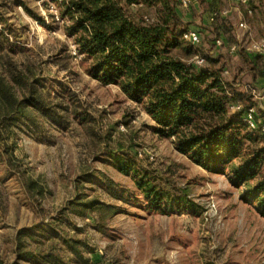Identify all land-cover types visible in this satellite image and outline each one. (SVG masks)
<instances>
[{
    "label": "rangeland",
    "instance_id": "374dc122",
    "mask_svg": "<svg viewBox=\"0 0 264 264\" xmlns=\"http://www.w3.org/2000/svg\"><path fill=\"white\" fill-rule=\"evenodd\" d=\"M262 1L257 0L253 38L264 35ZM208 2L201 3V11L194 5L179 7L186 22L206 31L198 49L230 64L227 76L236 78L237 88L246 90L249 84L256 92L262 90L264 75L257 71L254 83L250 73L239 71L246 62L229 54L228 46L214 44L218 25L206 20L207 11L229 8L227 25L235 30L243 5L238 0ZM53 4L62 9L52 0L45 6L37 0H0V72L18 89L8 59L23 71L31 64L35 73L30 79L38 80L43 98L56 108L51 114L30 110L32 121L0 133V264H34L18 259L17 234L39 231L48 245L52 229L40 230L51 220L61 235L88 242L95 250L84 253L91 264H264V209L232 184L227 174L231 167L217 172L198 164L178 150L173 138L157 131V121L142 103L117 84L92 77L84 56L69 53L76 46L67 29L72 21L55 19ZM133 11L157 16V9L145 4L134 5ZM242 31L243 40L247 34ZM257 137L264 154V136L257 131ZM28 177L46 186L44 195L33 197L27 191ZM109 180L124 198L110 194ZM149 185L162 191L160 208L145 195ZM79 194L83 201L97 198L119 212L103 225L97 209L69 207ZM60 244L61 259L48 264H83Z\"/></svg>",
    "mask_w": 264,
    "mask_h": 264
},
{
    "label": "trees",
    "instance_id": "16d2710c",
    "mask_svg": "<svg viewBox=\"0 0 264 264\" xmlns=\"http://www.w3.org/2000/svg\"><path fill=\"white\" fill-rule=\"evenodd\" d=\"M52 1L61 3V17L72 21L67 28L68 34L74 37L78 53L84 56L87 72L92 77L104 84H117L130 99L142 103L157 121V131L173 138L178 150L198 164L217 172L231 167L227 174L232 184L245 189L244 195L258 201L264 209V154L257 148V130H249L242 114L233 113L229 108L234 102L245 106L257 103L250 92L235 86V77L227 76L231 75L230 64L221 62L220 56L200 51L199 44L194 45L182 37L189 23L182 19L177 0ZM217 1L208 3L215 5ZM141 4L155 7L157 16L149 18L133 11L134 5ZM227 17L210 20L211 24L218 25L217 32L223 40L219 47L228 46L227 51L232 54L229 46L236 45L232 56L246 62L245 68L242 66L238 70H246L255 79L257 71L258 75H264L261 65L264 55L250 52L246 37L241 42L237 39L235 30L227 25ZM2 44L0 42V46ZM199 54L204 57V64L195 61ZM8 60L11 79L17 82L18 89L0 72L1 134L13 132V127L22 121H32L30 110L50 114L56 110L43 98L35 83L38 80L30 79L35 73L34 67L28 64L23 71L10 58ZM225 70L228 73L224 74ZM236 159L242 163L237 165L234 163ZM24 184L33 197L42 196L46 191V186L32 177L26 178ZM116 186L109 180L110 194L124 198ZM145 195L152 197V205L160 208L162 191L149 185L145 188ZM82 198L77 195L69 207L73 210L77 207L97 209L101 212L99 218L103 225L105 220L119 212L114 205L97 198L85 201ZM65 210L69 211L68 208ZM50 228L48 245L43 241V233L20 230L16 237L18 259H27L34 264L61 259L63 248L60 243L63 241L74 257L83 264H91V257L84 256V253L95 250L86 240L61 235L56 232V222L52 220L42 225L40 231Z\"/></svg>",
    "mask_w": 264,
    "mask_h": 264
},
{
    "label": "built area",
    "instance_id": "2783aa9c",
    "mask_svg": "<svg viewBox=\"0 0 264 264\" xmlns=\"http://www.w3.org/2000/svg\"><path fill=\"white\" fill-rule=\"evenodd\" d=\"M177 1H178V5L183 8L193 5V3L195 2V0H177ZM238 1L243 6L246 7L249 14H252V9L250 7L251 0H238ZM37 2L41 6H45V3L47 2V0H37ZM51 10L53 11V15L55 19L60 20L62 18L61 12L56 4L51 5ZM229 13H230L229 8L215 7L211 10L210 20L215 21L219 17H226L229 15ZM238 27L239 29L247 31L248 24L246 20H240L238 22ZM200 34H201L200 31L197 29L187 28L183 31L182 37L186 39L187 41L191 42L192 44L197 45V44H200L201 42ZM215 42H216V45L218 46L223 45V40L221 37L216 38ZM247 49L252 53L264 55V36H261L258 38H250L247 41ZM229 50L231 52H235L236 45L229 46ZM71 52L74 56L79 55L77 47L75 45H73ZM194 59L200 65L205 63V59L203 56L196 55ZM226 73H228L227 70L224 71V74ZM245 88L246 90L252 91V95L254 99L257 100V104L245 106L241 102H234L230 104L229 108L231 112L233 113L239 112L242 114L243 121L246 123V126L249 130H252V131L257 130L264 136V116L261 115V112L264 111V105H263L264 88L262 90H258L257 88V92L249 84L245 85Z\"/></svg>",
    "mask_w": 264,
    "mask_h": 264
},
{
    "label": "crops",
    "instance_id": "0c3cea01",
    "mask_svg": "<svg viewBox=\"0 0 264 264\" xmlns=\"http://www.w3.org/2000/svg\"><path fill=\"white\" fill-rule=\"evenodd\" d=\"M208 1H210V0H208ZM202 4H204V3H202ZM206 4V3H205ZM193 5L196 7V9H197V11H201V3L199 2V0H195V2L193 3ZM244 7V11L243 12H241V11H239L238 12V20L235 22V34H236V37H237V39L241 42V38H240V31H242V29H239V27H238V22L240 21V20H246V22H247V24H248V30L247 31H242L243 32V35H245V34H247V36H246V38H247V40L248 39H250V38H253L252 36H251V32L253 31V29L254 28H256V26L255 25H253V21L254 20H256L257 21V0H251V2H250V7H251V9H252V14H249L248 13V11H247V9H246V7L245 6H243ZM235 11H237L238 10V8L237 7H234L233 8ZM210 13H211V11L210 12H206V14L207 15H209V17H207L208 19H206L209 23H212L211 21H210ZM180 14H182L181 12H180ZM182 17V16H181ZM206 18V17H205ZM182 19L186 22V18H183L182 17ZM205 20V19H204ZM189 28H194V29H198L199 31H200V33H203V32H206L205 31V29H203L201 26H196V25H194V24H189V26H188ZM264 36V35H263ZM234 53V52H233ZM232 53V54H233ZM254 80H256V81H254ZM252 81H254V83L255 82H257V78L255 79V78H253V80ZM239 89H241V90H244V91H246L244 88H239ZM255 100V99H254ZM256 101V103H257V100H255ZM264 102V101H263Z\"/></svg>",
    "mask_w": 264,
    "mask_h": 264
}]
</instances>
